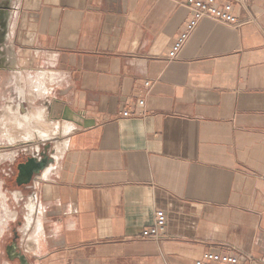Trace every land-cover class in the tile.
<instances>
[{
	"label": "crops",
	"instance_id": "0c3cea01",
	"mask_svg": "<svg viewBox=\"0 0 264 264\" xmlns=\"http://www.w3.org/2000/svg\"><path fill=\"white\" fill-rule=\"evenodd\" d=\"M5 2L0 21L13 14L11 48L30 70L12 68L5 107H35L48 120L57 99L94 120H48L69 130L54 139L67 146L42 178L12 177L5 228L13 223L25 263L3 247L6 263L194 264L215 250L264 264V0L236 1L252 19L238 26L201 19L173 60L190 16L174 0ZM21 84L40 86L31 102ZM158 209L164 234L143 238Z\"/></svg>",
	"mask_w": 264,
	"mask_h": 264
},
{
	"label": "rangeland",
	"instance_id": "374dc122",
	"mask_svg": "<svg viewBox=\"0 0 264 264\" xmlns=\"http://www.w3.org/2000/svg\"><path fill=\"white\" fill-rule=\"evenodd\" d=\"M0 5L7 6V2L5 4L1 3ZM4 14V9L0 8V18ZM14 16L12 14L10 19V25L5 21H0V135L1 131L4 130V128H7L10 130L11 134H14V136L19 135L20 129L15 125L14 122H11L8 118H3V115L5 113L4 108L5 104L7 102V99L12 97V87L13 83L11 82L12 77V68L18 67L19 69H22V71L25 74L30 73L29 68L25 67V64L28 62V55H20L18 52H13L11 45L13 42L12 35L14 34ZM22 63V66L20 65ZM27 66V65H26ZM5 117V116H4ZM13 131V132H12ZM26 144V143H25ZM25 144H21L22 146H26ZM37 144V146L40 147V151L43 150V146L47 145L46 152L48 154H51L52 152V145L50 141H47L45 144L40 143H34L29 142L27 145H34ZM19 145H11L6 139H3L0 137V183H1V189L4 194L8 198H10V201H8V212L4 210L3 207V201L5 200V197L2 193H0V264H7L6 262L7 257L3 253V246L10 240V238L13 236L12 229H13V223L10 222V224L5 228L6 221H2L5 219V217H11L10 215H14V202L12 200V195L16 191L15 185L12 181V174L11 170L14 168V158L11 160L10 153L14 152V154L17 153V159L20 161H23L26 159L27 156L33 154L29 150H18ZM17 149V152H16ZM3 154V155H1ZM15 157V156H14ZM4 179L5 183H4ZM27 192V191H26ZM3 197V198H2ZM23 211V209H22ZM9 219V218H8ZM6 220V219H5ZM5 228V230H4ZM11 264H18V263H11Z\"/></svg>",
	"mask_w": 264,
	"mask_h": 264
},
{
	"label": "built area",
	"instance_id": "2783aa9c",
	"mask_svg": "<svg viewBox=\"0 0 264 264\" xmlns=\"http://www.w3.org/2000/svg\"><path fill=\"white\" fill-rule=\"evenodd\" d=\"M180 5H184L189 9L190 16L184 23L181 31L173 40L168 52V59L177 58L184 44L187 42L189 36L194 31L199 21L205 17L214 19L231 26H238L241 23L252 20L250 17L241 19L239 16V8L236 7L235 2L243 3V0H174ZM241 1V2H240ZM145 87L150 86V81L144 82ZM144 100H139L138 105H143ZM130 109H123L122 117L132 115ZM140 115V113H138ZM264 180V172L260 175ZM166 213L162 209H158L154 213V220L152 225L142 230L141 236L143 238L158 239L164 234L166 227ZM194 264H263L257 262L251 254H241L234 252L221 251H207L202 257L198 258Z\"/></svg>",
	"mask_w": 264,
	"mask_h": 264
},
{
	"label": "bare ground",
	"instance_id": "6f19581e",
	"mask_svg": "<svg viewBox=\"0 0 264 264\" xmlns=\"http://www.w3.org/2000/svg\"><path fill=\"white\" fill-rule=\"evenodd\" d=\"M34 77H35V75H34ZM38 80H40V79H38ZM21 82H23V83L26 84V83H28V79L27 78L26 79L25 78H22L21 79ZM38 82H40V81H38ZM35 83H36V81H35ZM35 83H34V85H35ZM33 87H35V86H33ZM33 87H31V89H29V90H26L25 87H24V85L21 84V86L18 87V91L17 92H19V93H17V94H20L21 96H23V98L27 102H31V100H33V98H34V95H33V92L34 91L32 90ZM39 87L36 86L35 88H38L39 89ZM40 92H41V90H40ZM37 96H38V94H37ZM4 111H5V113L3 115V118L5 119V122H6V119L8 118L11 122H14L15 125L17 127H19V129H20L19 135H16V136H14V134H11L10 133V130L7 129V128H4V130L1 131V135L0 136L6 138L9 143H12L14 145H20L21 143L24 142L23 137H24L25 133L26 134H29L30 135V138L32 139V141H35V143L41 142L42 144H45L47 141H50L52 139L53 140V141L51 140L52 143L53 142H55V143H54V145L52 147V152H51L50 155L54 158V160H56V158L54 157L53 154L56 152L55 155H56V157H58L59 154L62 153V151L65 148V146H67L66 141L64 139H57V140H54V139L57 138V135L55 136L56 133H58L61 136L62 135H66L67 136L69 130L67 128H63L62 131H60L59 129L52 128V125L48 121V120H51V119H48L47 120L46 119V114L47 113L45 114V112H43L42 110L30 106L27 109V112H25L23 114L22 113L19 114L18 113V106L17 105H13L12 106L10 104H7L6 107L4 108ZM44 111H45V109H44ZM41 136H45L46 139H43ZM41 139H43V140H41ZM32 141H29V142H32ZM29 142H27V143H29ZM27 143L25 145H27ZM36 147L37 146L34 145V147H32V149H31V152L33 154H36V153H38L40 151V147H37V149H36ZM50 165H48L41 172V174L39 175L40 178H42L43 176H45V174L47 173L48 169L50 168ZM14 249H12V250L10 249L11 255H12V253H14Z\"/></svg>",
	"mask_w": 264,
	"mask_h": 264
},
{
	"label": "water",
	"instance_id": "95a60500",
	"mask_svg": "<svg viewBox=\"0 0 264 264\" xmlns=\"http://www.w3.org/2000/svg\"><path fill=\"white\" fill-rule=\"evenodd\" d=\"M47 110H48V118L51 120L63 119L66 121L73 122L76 125L82 126L84 128L94 124L93 119L86 118L81 113L73 111L68 106H64L57 99H53L47 104ZM43 147L44 148L42 151L27 156V158L22 163L18 164L17 166L18 181L19 178H21V176H23L24 174L25 175L27 174L29 176V181H31L34 177H39L41 172L48 165L54 162V158L46 152L47 145H44ZM8 255L11 256L10 250H8ZM16 255L21 260V262L25 263L24 255L20 253H16Z\"/></svg>",
	"mask_w": 264,
	"mask_h": 264
},
{
	"label": "flooded vegetation",
	"instance_id": "af4514ba",
	"mask_svg": "<svg viewBox=\"0 0 264 264\" xmlns=\"http://www.w3.org/2000/svg\"><path fill=\"white\" fill-rule=\"evenodd\" d=\"M22 110L24 111V113L25 112H27V109H25V108H22ZM45 133V132H44ZM46 134V133H45ZM1 137V136H0ZM43 139H46L45 138V136H41ZM1 138H3V139H6V138H4V137H1ZM43 139H41V140H43ZM7 140V139H6ZM23 140H24V142L23 143H21V144H25V143H27V142H29V141H32V139L30 138V135L29 134H26L25 133V135H24V137H23ZM8 141V140H7ZM32 142H34L35 143V141H32ZM11 145H14V144H12V143H10ZM20 144V145H21ZM17 152V151H16ZM1 155H3V154H1ZM15 156V157H14ZM18 155H17V153L16 154H14V152H11L10 153V157H11V160H13V158H14V162H15V164H14V168L13 169H10L11 170V176L12 177H14V181H15V184L16 185H18L20 182H21V184L23 185V183H25L26 182V184H28V182H29V176L26 174H24L23 176H21V178H19V181H18V179H17V173H18V170H17V166H18V164H20V163H22L23 161H20V160H18L16 157H17ZM27 158V157H26ZM19 182V183H18ZM0 189H1V183H0ZM28 204H30V203H28ZM30 212V213H29ZM27 213L28 214H31V209L29 208V207H27ZM3 222L4 221H6L5 219H3L2 220ZM3 233V232H2ZM1 233V234H2ZM12 233H13V236L10 238V240L3 246L4 248H5V250H10V248H11V250L12 249H14L15 248V246H16V240H17V238L15 237L16 236V233H15V231L14 230H12ZM0 234V235H1ZM14 246V247H13ZM16 254V251H14V253H12V255H15Z\"/></svg>",
	"mask_w": 264,
	"mask_h": 264
}]
</instances>
